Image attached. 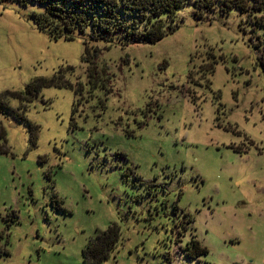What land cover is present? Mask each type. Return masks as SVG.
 <instances>
[{"label": "rangeland", "instance_id": "1", "mask_svg": "<svg viewBox=\"0 0 264 264\" xmlns=\"http://www.w3.org/2000/svg\"><path fill=\"white\" fill-rule=\"evenodd\" d=\"M261 9L187 0L158 43L109 47L0 3V264H85L111 225L103 264H264Z\"/></svg>", "mask_w": 264, "mask_h": 264}, {"label": "trees", "instance_id": "2", "mask_svg": "<svg viewBox=\"0 0 264 264\" xmlns=\"http://www.w3.org/2000/svg\"><path fill=\"white\" fill-rule=\"evenodd\" d=\"M187 0H0V3H15L27 10L28 18L38 30L51 38L72 39L75 35H86L90 42L105 41L109 47L115 45L156 44L166 35L176 30L177 15ZM264 0H194L199 9L222 13L238 10L248 13L262 11ZM214 66L208 69L213 73ZM210 83V82H208ZM32 87L28 95H34ZM21 102L28 95L16 93ZM25 110V108H23ZM21 113V114H20ZM24 118V112L16 111ZM32 128V144L36 146L37 126ZM120 240V229L111 225L101 234L92 237L82 250L85 264H103ZM189 258L196 259L208 254V248L192 238L187 245ZM9 253L0 248V256Z\"/></svg>", "mask_w": 264, "mask_h": 264}]
</instances>
